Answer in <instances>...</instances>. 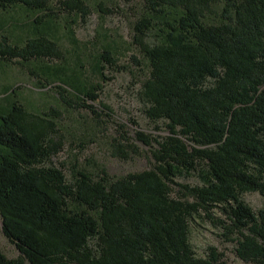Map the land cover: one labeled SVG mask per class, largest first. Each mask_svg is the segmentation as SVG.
<instances>
[{"label":"trees","instance_id":"16d2710c","mask_svg":"<svg viewBox=\"0 0 264 264\" xmlns=\"http://www.w3.org/2000/svg\"><path fill=\"white\" fill-rule=\"evenodd\" d=\"M143 2L134 38L148 60L140 95L167 134L136 136L157 145L155 164L119 178L77 170L67 179L51 163L55 118L28 110L14 89L10 103L0 102V216L20 255L0 246V264H228L216 247L204 257L195 251L198 219L234 242L241 261L264 264V208L243 199L264 195V0ZM18 5L43 18L90 15L85 0H0L2 11ZM63 58L46 34L23 44L0 36V62ZM101 61L104 79L109 67L124 69L109 50ZM101 88L79 90L95 103ZM127 147L125 158L138 153ZM190 175L200 184L177 181Z\"/></svg>","mask_w":264,"mask_h":264},{"label":"rangeland","instance_id":"374dc122","mask_svg":"<svg viewBox=\"0 0 264 264\" xmlns=\"http://www.w3.org/2000/svg\"><path fill=\"white\" fill-rule=\"evenodd\" d=\"M85 1L90 8L86 19L65 12L58 18H43V13L20 5L0 10V36L7 34L23 44L30 37L46 34L60 45L64 55L52 62H0V102L10 103L14 89L19 88L18 97L28 110L55 118L58 131L54 137L59 152L51 163L62 169L67 179L72 180L77 170L96 176L105 171L119 178L155 164L152 153L157 145L137 140V132L152 137L167 134L162 122L154 123L147 117L140 95L148 76V60L134 38L145 7L143 0ZM147 41L154 43L157 38L151 34ZM105 50L111 52L118 66L124 67L120 71L110 67L103 71L107 79L100 70ZM97 84L102 88L95 92L99 99L94 103L80 90ZM80 99L93 108L81 107ZM130 144L138 147V153L125 158L123 151H129ZM177 181L200 184L196 175L181 176ZM243 199L255 210L264 208V195L258 192L245 193ZM221 234L209 221L198 219L192 226L191 243L200 256H207L209 249L216 247L225 254L228 264H246L238 258L236 244ZM0 246L9 258L20 255L2 231L1 216Z\"/></svg>","mask_w":264,"mask_h":264}]
</instances>
